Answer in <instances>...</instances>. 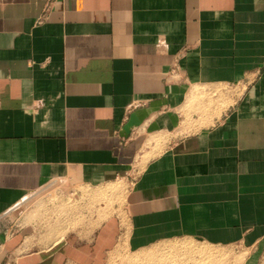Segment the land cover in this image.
Returning a JSON list of instances; mask_svg holds the SVG:
<instances>
[{
	"label": "crops",
	"instance_id": "crops-1",
	"mask_svg": "<svg viewBox=\"0 0 264 264\" xmlns=\"http://www.w3.org/2000/svg\"><path fill=\"white\" fill-rule=\"evenodd\" d=\"M116 259L264 264V0H0V264Z\"/></svg>",
	"mask_w": 264,
	"mask_h": 264
},
{
	"label": "rangeland",
	"instance_id": "rangeland-1",
	"mask_svg": "<svg viewBox=\"0 0 264 264\" xmlns=\"http://www.w3.org/2000/svg\"><path fill=\"white\" fill-rule=\"evenodd\" d=\"M75 194L73 190L68 187L52 185L46 188V191L40 192L35 196H29L22 204L17 207L15 218L20 220L29 219L32 216L40 215V220L43 223L48 222L50 219H58L59 214L55 211L58 206L66 204L67 202L73 204ZM35 213V215H34ZM50 214V216L48 215ZM46 214V215H45ZM13 218V217H12ZM17 221V219H16ZM171 261V260H170ZM169 261V262H170ZM112 264V263H111ZM114 264H139L138 262L126 263L123 259L115 260Z\"/></svg>",
	"mask_w": 264,
	"mask_h": 264
},
{
	"label": "built area",
	"instance_id": "built-area-1",
	"mask_svg": "<svg viewBox=\"0 0 264 264\" xmlns=\"http://www.w3.org/2000/svg\"><path fill=\"white\" fill-rule=\"evenodd\" d=\"M44 20H45V14H43V15L39 18L38 22H39V23H42Z\"/></svg>",
	"mask_w": 264,
	"mask_h": 264
}]
</instances>
